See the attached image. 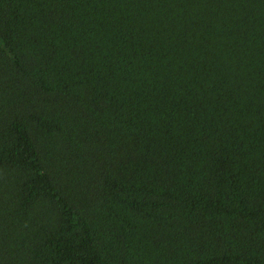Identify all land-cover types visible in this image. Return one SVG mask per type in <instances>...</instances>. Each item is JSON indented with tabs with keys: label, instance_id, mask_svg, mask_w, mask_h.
I'll return each instance as SVG.
<instances>
[{
	"label": "trees",
	"instance_id": "obj_1",
	"mask_svg": "<svg viewBox=\"0 0 264 264\" xmlns=\"http://www.w3.org/2000/svg\"><path fill=\"white\" fill-rule=\"evenodd\" d=\"M0 264H264V0H0Z\"/></svg>",
	"mask_w": 264,
	"mask_h": 264
}]
</instances>
